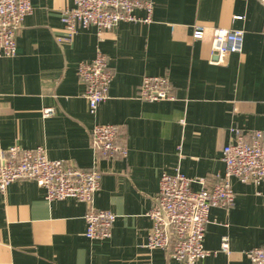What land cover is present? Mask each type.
<instances>
[{
  "label": "crops",
  "instance_id": "obj_1",
  "mask_svg": "<svg viewBox=\"0 0 264 264\" xmlns=\"http://www.w3.org/2000/svg\"><path fill=\"white\" fill-rule=\"evenodd\" d=\"M153 2L149 22L121 21L109 30L91 25L66 38L61 12L74 0H31L17 54L0 57V149L42 146L50 159L94 168L100 184L93 205L116 217L108 238L89 239L85 204L47 202L34 180L12 182L0 192V264H180L166 250L146 247L147 213L162 173L180 172L211 187L224 174L222 149L231 129L245 140L252 130L264 133V8L258 0ZM195 25L204 28L196 40ZM214 28L241 30L242 51L210 63L218 59ZM97 52L107 56L113 77L109 98L90 113L77 69ZM146 75L166 76L175 98H137ZM45 108L52 109L49 116ZM96 124L118 126L125 157L91 148ZM231 185L232 205L210 209L203 239L212 251L227 236L229 251L198 264H251L247 252L264 244V180L255 186L233 178Z\"/></svg>",
  "mask_w": 264,
  "mask_h": 264
},
{
  "label": "built area",
  "instance_id": "obj_2",
  "mask_svg": "<svg viewBox=\"0 0 264 264\" xmlns=\"http://www.w3.org/2000/svg\"><path fill=\"white\" fill-rule=\"evenodd\" d=\"M264 8V0H258ZM153 0H74L73 6L61 12L66 38L73 37L77 30L95 26L109 30L121 21L149 22L153 14ZM142 10L144 17L136 12ZM32 11L31 0H0V57L12 58L17 54V32L25 17ZM204 28L193 27V39H200ZM61 41V39H59ZM243 32L226 28H214L212 51L223 62L231 53L242 51ZM78 78L85 84L84 97L88 110L94 113L97 107L109 98L112 72L105 54L97 52L93 60L80 62ZM137 98L149 102L173 100L166 76H144ZM52 113L43 110L44 116ZM183 123V119L180 120ZM232 139L222 149L224 174L209 187L204 179L192 180L180 172L162 173L158 194L147 216L151 220L146 247L162 249L180 264H198L202 259L229 251V239L223 236L218 250L204 248L203 239L212 207L229 208L235 197L231 179L257 186L264 180V133L252 130L250 139L237 128H232ZM119 128L114 124H96L89 131L90 146L95 152L109 158L125 157L127 148L118 142ZM95 169H82L66 164L60 159H50L42 146L23 149L16 145L0 149V192L17 180H34L44 188L47 202L72 198L86 206L84 214L85 235L89 239L102 240L111 235L116 214L108 209L95 208L94 197L99 190L100 178ZM200 188L194 190V182ZM264 206V204H263ZM251 264H264V244L247 252Z\"/></svg>",
  "mask_w": 264,
  "mask_h": 264
}]
</instances>
